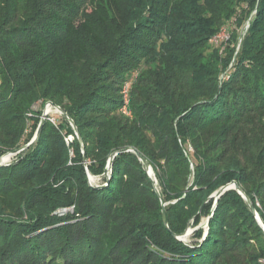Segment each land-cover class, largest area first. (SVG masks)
<instances>
[{
    "label": "trees",
    "instance_id": "trees-1",
    "mask_svg": "<svg viewBox=\"0 0 264 264\" xmlns=\"http://www.w3.org/2000/svg\"><path fill=\"white\" fill-rule=\"evenodd\" d=\"M222 28L226 46L212 41ZM48 101L83 145L59 115L0 165V264L264 259L234 189L204 239L202 227L187 241L171 234L208 217L209 195L232 180L264 225V0H0V156L30 140L32 107ZM127 147L150 163L160 197L132 151L113 158L106 186L89 185L84 164L102 184Z\"/></svg>",
    "mask_w": 264,
    "mask_h": 264
},
{
    "label": "water",
    "instance_id": "water-1",
    "mask_svg": "<svg viewBox=\"0 0 264 264\" xmlns=\"http://www.w3.org/2000/svg\"><path fill=\"white\" fill-rule=\"evenodd\" d=\"M247 27H248V24H247ZM46 104H49L50 106H52L53 108H55L57 110V112L60 114V115H63L66 117V119L68 120V122L70 123L73 131H74V134L76 135V137L78 138L80 144H81V147H82V140H81V137H80V134L78 132V128L76 127L75 123L73 122V120L70 118V116L57 104L53 103V102H46ZM47 114V111H46V106L43 108V112L41 113V117H40V122H39V125H38V128L32 138V140L28 143H26L25 145L19 147L18 149L12 151V152H7L3 155L0 156V165L2 164H6L8 161H10V157L11 155H15L17 154L18 152H20L21 150L27 148L31 143H33L39 132L41 131V128H42V125H43V122L45 120V116ZM126 151H132L136 154V156L138 157V159L142 162L146 172L148 173V175L153 179L154 181V172H153V169L150 165V163L148 162V160L142 155L140 154L137 149L133 148V147H127V148H124V149H120V150H117L115 152H113L107 159V163L104 167V171H103V176L105 178V182L100 184L99 182L101 181L99 177H94L93 175H91L88 171V168H87V165L86 163L84 164V167H85V172H86V175H87V178H88V182H89V185L94 187V188H102L104 186H106L108 184V181L110 179V173H111V164H112V160L113 158L120 152H126ZM82 152L84 153V151L82 150ZM85 159V158H84ZM97 178V181L96 179ZM99 180V181H98ZM154 188H155V191L156 193L158 194V196L160 197V194H159V191H158V188L156 187V182L154 181ZM229 189H234L236 190L241 196L242 198L246 201V203L248 204L254 218L256 219V221L258 222V224L260 225L261 229H262V232H263V235H264V225L261 221V218L256 210V208L254 207L251 199L245 194V192L243 191V189L240 187V185L235 181V180H232L222 186H220L218 189H216L211 195H209L208 198H212L213 199V206H212V210H211V213L208 217H206L201 223H199L197 226L195 227H190V226H187L185 228V230L179 234H176V233H173L171 232V234L178 240H181V241H187L188 240V237L190 236V234L202 227L204 229V232H203V236H202V239H204L206 233H207V229L209 227V223H210V217L213 213V210L215 209L216 207V204H217V200L218 198L227 190ZM161 200V198H160ZM166 203L163 202L161 200V206H162V209H161V213H162V221H163V224L165 226L166 229H169L168 228V224H167V220H166V216H165V210H164V205ZM65 213L67 211H72L73 208L72 207H68V208H65ZM201 239V240H202Z\"/></svg>",
    "mask_w": 264,
    "mask_h": 264
},
{
    "label": "rangeland",
    "instance_id": "rangeland-1",
    "mask_svg": "<svg viewBox=\"0 0 264 264\" xmlns=\"http://www.w3.org/2000/svg\"><path fill=\"white\" fill-rule=\"evenodd\" d=\"M231 25H233L232 26V29L234 28V22L232 21V23L229 25V27H231ZM244 28H247V23H246V25L244 24V25H242L241 27H239V28H237V32H238V36H241L242 34H243V30H244ZM229 29V28H228ZM218 35H220V37H222V38H217V42L216 43H221V44H223L224 46H226L228 43H229V38H230V34H229V32L225 29V28H222L221 30H220V32L216 35V36H218ZM224 35H226L227 37L225 38L224 37ZM239 38H238V41H237V48H238V43H239ZM233 44H235V43H232L231 42V45H233ZM222 45V46H223ZM46 106V111H47V114H46V116H45V119L47 120V121H49V122H51L50 120H49V117L48 116H53V117H58L60 114L57 112V110L55 109V108H53L52 106H50L49 104H46V102L45 103H41V102H37L36 104H34L33 105V109L34 110H41V113L43 112V108ZM40 117H41V114H40ZM40 122V121H39ZM57 122V121H56ZM52 124H54L53 122H51ZM39 125V124H38ZM55 125V124H54ZM37 128H38V126H37ZM37 128L34 130V133H33V135H32V137L30 138V140L28 141V142H30L31 140H32V138H33V136H34V134H35V132H36V130H37ZM70 136V135H69ZM66 137L65 138V142L68 144V142H67V140L70 138V137ZM27 142V143H28ZM69 155H70V157L73 155V152H72V150H70L69 151ZM14 157V155H11V157H10V159H12ZM154 178V177H153ZM96 179V181H97V178H95ZM155 180V182L157 183V181H156V179H154ZM99 181V180H98Z\"/></svg>",
    "mask_w": 264,
    "mask_h": 264
},
{
    "label": "built area",
    "instance_id": "built-area-1",
    "mask_svg": "<svg viewBox=\"0 0 264 264\" xmlns=\"http://www.w3.org/2000/svg\"><path fill=\"white\" fill-rule=\"evenodd\" d=\"M218 37H219V38H222V37H220V35H218V36H215V37L212 39V41L216 43V42L218 41V40H217ZM224 37L226 38L227 36L224 35ZM124 91H125V90H124ZM125 103H127V100H126V99H125ZM124 112L129 113L125 107H124ZM48 117H49V120H50L51 122H53L54 124H56V119H55V117H53V116H51V117L48 116ZM69 137H70V138L67 140V142L72 140V136H69ZM64 209H65V208L58 209V210L56 211V213L62 215V214L65 213V210H64ZM260 264H264V259H261V260H260Z\"/></svg>",
    "mask_w": 264,
    "mask_h": 264
}]
</instances>
